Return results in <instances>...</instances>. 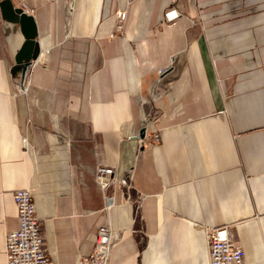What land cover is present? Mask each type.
I'll use <instances>...</instances> for the list:
<instances>
[{
  "label": "crops",
  "instance_id": "1",
  "mask_svg": "<svg viewBox=\"0 0 264 264\" xmlns=\"http://www.w3.org/2000/svg\"><path fill=\"white\" fill-rule=\"evenodd\" d=\"M12 1L41 53L23 81L26 39L0 10V264L25 188L54 264H81L108 218L109 264H210L207 231L223 226L264 264V0ZM99 166L133 170L138 220L119 186L104 211Z\"/></svg>",
  "mask_w": 264,
  "mask_h": 264
},
{
  "label": "built area",
  "instance_id": "2",
  "mask_svg": "<svg viewBox=\"0 0 264 264\" xmlns=\"http://www.w3.org/2000/svg\"><path fill=\"white\" fill-rule=\"evenodd\" d=\"M26 14L31 15V11L22 9ZM116 30L121 32L127 19L126 11H118ZM181 17V11L176 7L170 8L165 14L167 22H173ZM166 70L158 71V82L163 81ZM22 87V86H21ZM153 115L147 114L146 120L149 121ZM144 130L138 137L139 151L145 147L146 138ZM160 142V134L153 133L150 145ZM95 183L103 196L104 211L111 214L115 206V191L119 186L124 190L126 199L135 208L136 219L138 220L143 196L136 195L134 192V172L133 170L125 173L121 180L115 177V168L99 166L94 173ZM14 201L17 207L19 228L9 231L6 235V261L7 264H54L49 256L46 244V237L42 223L36 214L35 196L31 188L18 190L14 193ZM117 237L112 227L111 219L100 226L95 233V245L92 253L82 258L81 264H109L112 250ZM207 242L209 247L210 264H246L245 252L238 241L235 239L231 226L211 228L207 231Z\"/></svg>",
  "mask_w": 264,
  "mask_h": 264
},
{
  "label": "water",
  "instance_id": "3",
  "mask_svg": "<svg viewBox=\"0 0 264 264\" xmlns=\"http://www.w3.org/2000/svg\"><path fill=\"white\" fill-rule=\"evenodd\" d=\"M0 10L4 20L19 24L25 36V43L16 56L15 71L20 72L24 81L28 71L40 56V46L37 41L38 34L35 19L33 16L26 14L21 8L15 7L12 0H1Z\"/></svg>",
  "mask_w": 264,
  "mask_h": 264
},
{
  "label": "rangeland",
  "instance_id": "4",
  "mask_svg": "<svg viewBox=\"0 0 264 264\" xmlns=\"http://www.w3.org/2000/svg\"><path fill=\"white\" fill-rule=\"evenodd\" d=\"M133 194V193H132Z\"/></svg>",
  "mask_w": 264,
  "mask_h": 264
}]
</instances>
